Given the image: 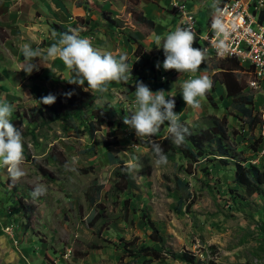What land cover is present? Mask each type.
Wrapping results in <instances>:
<instances>
[{
	"label": "rangeland",
	"instance_id": "obj_1",
	"mask_svg": "<svg viewBox=\"0 0 264 264\" xmlns=\"http://www.w3.org/2000/svg\"><path fill=\"white\" fill-rule=\"evenodd\" d=\"M201 1L195 3L200 6L195 11L196 28L204 36L213 5L223 0ZM140 16L154 21V30L141 24ZM52 25L78 29L102 53L126 55L129 70L140 46L141 54L150 56L143 83L151 91L168 89L169 93V83L179 79L171 95L174 111L182 112L180 123L193 126L209 115L225 117L238 159L264 170V126L252 130L232 104L233 96L242 90L252 95L254 113L264 123V82L253 86L250 69L211 56L195 74L165 71L163 49L157 47L155 37H164L178 25L169 0H0V102L14 106L10 119L14 127L22 128L25 156L21 166L25 175L17 182L0 166V264H184L172 254L185 251L195 264H264V196L242 193L233 182V165L209 161L189 165L176 155L158 166L151 140L141 141L123 123V117L135 111V93L126 95L125 88L116 84L108 85L106 93L94 94L97 99L91 111L114 107L119 117L92 138L83 133L82 120L52 121L46 111L37 112L39 103L32 89L57 96L72 76L59 59L49 63L50 69L37 59L39 71L31 75L23 71L21 45L50 47L60 34L50 29ZM206 67L214 72L208 76L213 83L208 92L215 108L205 97L199 109L187 107L182 84ZM47 74L55 78L42 80ZM38 75L40 79H35ZM166 128L167 122L155 137L164 138ZM106 140L113 145L105 147ZM126 175L134 183L128 208L121 203L127 198L121 193ZM178 179L188 189L179 188ZM41 184L46 194L33 198L34 187ZM19 200L33 212L24 213ZM93 210L102 211L98 222L91 221ZM145 217L155 224L160 243L151 240ZM142 244L160 251L159 258L132 257L130 251L136 254Z\"/></svg>",
	"mask_w": 264,
	"mask_h": 264
},
{
	"label": "clouds",
	"instance_id": "obj_2",
	"mask_svg": "<svg viewBox=\"0 0 264 264\" xmlns=\"http://www.w3.org/2000/svg\"><path fill=\"white\" fill-rule=\"evenodd\" d=\"M213 21L211 28L215 37L219 38L225 34L224 26L221 20L223 11L213 5ZM57 33H53L56 39ZM198 34L193 26L186 24L181 19L175 30L166 34L164 37L157 35L155 37L158 48L163 49L165 60L163 69L165 71L176 70L178 73L195 74L206 59L207 48H194L193 44L197 40ZM202 38V37H201ZM161 40L163 44L161 46ZM224 41L220 40L218 47H223ZM21 51L24 57L23 71L31 75L33 71H39L36 64L38 59L41 64L50 69L49 63L59 59L66 66L73 76L69 84L83 87L85 82L88 87L84 88L85 92L106 93L108 85L111 82L128 83L132 68L129 70L127 56L121 54L117 58L111 52H101L95 49L89 39L82 38L79 30L69 28L67 32L60 33L56 42L46 49L39 47L33 49L30 44L21 45ZM156 68L159 70L161 64L157 62ZM212 81L207 75L201 73L195 78H189L182 84V97L187 107L199 109L200 100L205 97L206 93L211 90ZM135 111L123 117V123L130 129L134 130L137 138L141 141L145 138L155 137L161 130V126L167 122L166 131L176 145H181L185 141L188 129L180 123V116L174 109L175 96L166 93L163 90L153 92L143 82L135 84ZM73 93H66L65 96L70 98ZM40 104L52 105L56 102L54 94H48L41 97L38 101ZM14 106L0 102V166L5 167L10 180L14 183L19 181L25 172L22 165L25 160L24 156V137L22 128L14 127L11 116ZM152 150L157 157L156 164L166 165L168 163L167 155L164 153L161 145L155 140H151ZM75 160V157H73ZM46 194L44 185L34 187L31 195L38 198Z\"/></svg>",
	"mask_w": 264,
	"mask_h": 264
},
{
	"label": "trees",
	"instance_id": "obj_3",
	"mask_svg": "<svg viewBox=\"0 0 264 264\" xmlns=\"http://www.w3.org/2000/svg\"><path fill=\"white\" fill-rule=\"evenodd\" d=\"M225 2L226 0L222 1L221 5H223ZM263 20L264 13H262V15L260 16V21L263 22ZM138 21L151 30H154L155 28V22L151 19H148L147 17L140 16ZM211 23L212 19L208 22V25H210ZM50 29L58 33H64L68 31L65 27L57 25H52ZM133 40L137 41L138 39ZM134 55L135 59L132 63L131 72L132 77L130 76L128 83L125 84L123 82H111L109 84L121 85L125 88L126 95H131L136 90L135 85L130 84V81H145L143 73L144 70L150 64V56L147 54H141L140 46L137 47ZM224 60H227L228 62L234 61L235 63L243 67L240 62H237V59L227 58ZM205 69L208 68L206 67ZM72 76L64 81L65 88L60 94L56 96V102L52 105L40 104L38 101L41 97H44V95L39 93L36 87L32 89V95L34 99L39 103V109L37 112L39 114H43V111H46V113L49 114V119L52 121H58L60 119L82 120L85 126L83 133L88 134V136L92 138L96 135L97 132L101 130L103 126L112 127L113 124L118 120L119 114L114 107H109L108 109L95 108L91 111L90 108L92 107V105L95 104L97 96L93 95L90 92H85L83 87L79 85L69 84L68 81L72 79ZM54 78L55 75L47 74L41 79L46 81L53 80ZM35 79H40V76L38 75L37 77H35ZM69 92L73 94L70 98H67L65 94ZM243 92L244 91L242 90L233 96L232 104L234 108L237 110L239 115L245 120V124L249 126L252 130H255L257 126H264V123L260 116L254 113L253 96L246 95ZM205 99L213 108H215L214 99L209 92L206 93ZM181 124L187 127L188 129V134H186L185 141L181 145H176L175 143H173L169 134H167L164 138L160 139H157L156 137L151 138V140H155L161 145L168 159H174L176 155H179L189 165H194L197 163L199 164L205 161L217 162L220 165L224 166L233 165L235 168L233 182L239 187L241 192L246 195L256 194L259 197L264 196V170L253 165L249 161H245L244 159H238L234 147L229 142L230 133L227 128L228 126L225 117L219 118L214 115H209L206 117H202L200 122L194 123L193 126H190L187 123ZM163 130L164 125L161 126V130L158 134L162 133ZM112 145L113 144L110 143L108 140L104 141L105 147H110ZM108 157L114 163L122 164V162H118V157L113 155H108ZM123 176L124 175H121L119 182L122 181ZM126 176L127 181H123L124 189H121V193L124 194L127 198L121 203L123 204V206L125 205L128 208L131 198H134L132 192L134 183L133 180L130 179V175ZM176 185L179 188L184 189H188L189 187L188 184L183 183L179 179L176 180ZM231 192L235 195L238 194V191L231 190ZM179 204L183 205L184 203L182 201H179ZM18 206L24 211V213L31 214L33 212V209H31V207L27 206L21 200L18 201ZM101 212L102 211H98L97 213L96 210H93L91 213V221L94 220L95 222H98L102 218ZM145 220L151 230V240L153 242L160 243L161 238L158 236V230L155 227V224L150 221L148 217H145ZM130 253L132 254V257L142 255L146 258V260H150L148 257H150L151 255H153L157 259L160 256V251L153 247L143 244L136 249V254L131 251ZM172 255L173 258L181 260L184 264H195L194 257L190 255V252L188 251L175 253Z\"/></svg>",
	"mask_w": 264,
	"mask_h": 264
},
{
	"label": "built area",
	"instance_id": "obj_4",
	"mask_svg": "<svg viewBox=\"0 0 264 264\" xmlns=\"http://www.w3.org/2000/svg\"><path fill=\"white\" fill-rule=\"evenodd\" d=\"M169 8L178 16V24L184 19L198 34L196 13L193 9L180 0H169ZM219 8L223 11L220 18L226 35L215 37L211 23L206 35H198L197 41L202 44L201 48H207V52L232 56L237 62L250 64L261 71L259 80L264 81V20L260 21V16L264 13V0H226ZM220 40L224 41L223 47H218ZM5 232L11 234L9 228Z\"/></svg>",
	"mask_w": 264,
	"mask_h": 264
},
{
	"label": "crops",
	"instance_id": "obj_5",
	"mask_svg": "<svg viewBox=\"0 0 264 264\" xmlns=\"http://www.w3.org/2000/svg\"><path fill=\"white\" fill-rule=\"evenodd\" d=\"M188 2H194L193 4H191L190 6H189V3H186L187 4V6L189 7V8H191V9H193L194 11H196L197 12V10H199V7L200 6H197L195 3L197 2V0H187ZM201 1V0H200ZM205 0H203V1H201L202 3L204 2ZM224 1V0H223ZM221 4H222V1H221ZM219 6L220 5H218L217 7L219 8ZM213 14V13H212ZM212 20H213V16H212V18H211ZM201 43L199 42V41H195L194 42V44H193V47L194 48H200L201 47ZM210 55H206V58H208ZM211 57H213V56H211ZM227 59V58H226ZM243 65H245V63H243ZM201 73H203L204 75H207V76H209V74L212 76V74L214 73V72H209V69H205V72L204 71H202L201 70V72H200V74ZM167 79H168V77H166ZM188 80V79H187ZM261 82H264V81H261ZM177 83H179V79H175V80H173L172 81V83H169V85H171L172 86V89H170V92L169 93H171L172 94V91L173 90H175L176 89V86H177ZM220 85V84H219ZM166 91H168V89H164V92L166 93ZM167 94V93H166ZM200 103H202L203 104V102H200Z\"/></svg>",
	"mask_w": 264,
	"mask_h": 264
},
{
	"label": "bare ground",
	"instance_id": "obj_6",
	"mask_svg": "<svg viewBox=\"0 0 264 264\" xmlns=\"http://www.w3.org/2000/svg\"><path fill=\"white\" fill-rule=\"evenodd\" d=\"M207 55L213 56V57H217V58H232V56L229 55H221L218 52H207ZM244 62H240L241 65H243ZM243 67L250 69V71H252V75L254 77V81L252 82L253 86H256L259 82H261V80H259L260 78V70H256L253 68V66H251L250 64H246L243 65ZM258 87V86H257Z\"/></svg>",
	"mask_w": 264,
	"mask_h": 264
}]
</instances>
